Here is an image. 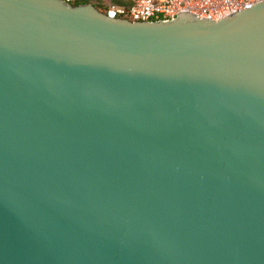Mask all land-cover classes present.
Here are the masks:
<instances>
[{
  "label": "water",
  "instance_id": "95a60500",
  "mask_svg": "<svg viewBox=\"0 0 264 264\" xmlns=\"http://www.w3.org/2000/svg\"><path fill=\"white\" fill-rule=\"evenodd\" d=\"M0 264H264V1L0 0Z\"/></svg>",
  "mask_w": 264,
  "mask_h": 264
},
{
  "label": "built area",
  "instance_id": "2783aa9c",
  "mask_svg": "<svg viewBox=\"0 0 264 264\" xmlns=\"http://www.w3.org/2000/svg\"><path fill=\"white\" fill-rule=\"evenodd\" d=\"M69 1V0H67ZM264 0H139L131 8L108 4L102 10L112 18L133 22H155L175 19L182 12L199 18L220 20Z\"/></svg>",
  "mask_w": 264,
  "mask_h": 264
},
{
  "label": "trees",
  "instance_id": "16d2710c",
  "mask_svg": "<svg viewBox=\"0 0 264 264\" xmlns=\"http://www.w3.org/2000/svg\"><path fill=\"white\" fill-rule=\"evenodd\" d=\"M69 2L74 6H78V5H82V4H94L100 10L108 9V5L102 1L98 2L95 0H69ZM111 4L118 5L120 7L131 8L133 5H135V2H132V1L127 2L125 0H112Z\"/></svg>",
  "mask_w": 264,
  "mask_h": 264
},
{
  "label": "rangeland",
  "instance_id": "374dc122",
  "mask_svg": "<svg viewBox=\"0 0 264 264\" xmlns=\"http://www.w3.org/2000/svg\"><path fill=\"white\" fill-rule=\"evenodd\" d=\"M95 1H98V2H104L105 4H111L112 3V0H95ZM125 1H132V2H137V1H139V0H125Z\"/></svg>",
  "mask_w": 264,
  "mask_h": 264
}]
</instances>
